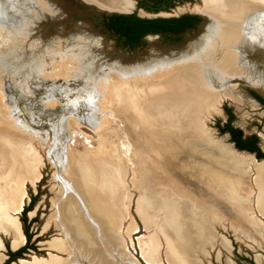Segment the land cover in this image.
Segmentation results:
<instances>
[{"label": "rangeland", "instance_id": "374dc122", "mask_svg": "<svg viewBox=\"0 0 264 264\" xmlns=\"http://www.w3.org/2000/svg\"><path fill=\"white\" fill-rule=\"evenodd\" d=\"M134 1L136 7V0ZM88 3L97 5L90 1ZM39 13H43L46 18L44 16L42 20L30 26ZM102 13L81 0H0V58L13 55V60L17 62L23 58L20 69L30 70H28L30 74L21 78L11 65L0 61V129L7 126L18 148L41 160L40 179L35 185L25 182L23 186L26 198L23 210L18 215L11 213V216L17 217L24 230L21 221L23 211L33 201L30 212H34V216H31L30 212L26 216L29 234L32 236L31 244L34 248L28 250L22 258L32 261L33 257L49 259L51 256H56L59 263L69 264V255L56 247L57 240L60 242L63 234L51 220L55 212L54 205L59 202L63 194V199L70 209V217L66 219V222L74 231L72 233L76 234V238L80 234L77 230L86 222L81 214L84 204L88 215L98 226L99 230H92L94 235L91 239L87 236L88 241H93L95 245V248L92 247L88 252L96 257L94 264H168L164 258L165 243L162 236H159L161 250L159 249L158 255L154 254L153 259L147 257L145 251L151 241L153 230H146L136 211L142 187L144 185L151 187L149 183L153 181L152 176L164 177V174L159 170L152 172L150 166L153 169L155 167L150 162V158L141 165L115 160L118 154L115 148L118 145H122V151L127 156L133 150L127 132L129 115H134L136 111L133 107L130 109L124 107L126 93L130 89H137L146 84L145 81L152 80L149 79L152 75L156 76L159 72H161L160 76L168 75L170 66L179 68L181 63L198 57L204 50V48L199 49L204 43L182 61L152 60L163 57L172 58L171 53L184 52L189 46L198 42L203 35L207 34V28L211 25L206 15L215 17L218 21L216 23L223 28L222 33L217 34L213 33L217 24L214 28L211 26L212 34L210 37L205 36L204 42L210 38L209 44L219 43L227 52L225 56L231 54L236 57L243 52L248 51L246 53L248 55L251 50L256 51L257 55H254L252 59L246 58L247 66H252V69L253 67L264 69V16H262L264 10L253 14L247 12L248 23L242 24L244 35L242 38H233L228 36L227 32L233 31L235 24L231 25L229 18H221L205 10L201 0L179 1L159 14L140 9L138 16L141 18H170L193 14L202 18V24L198 30L188 32L178 39H172V43L168 42L169 39H162L159 36L146 37L144 48L134 52H126L117 47L114 38L105 32L100 20L97 19V17L101 18ZM16 18L22 20L21 25L17 24ZM78 41L81 43L79 44ZM146 62L148 63L144 64ZM94 66L100 71L107 68V76H101L98 82L92 78L91 80L95 82L94 86L91 90H84L87 95L85 98L81 99L79 96L75 98V94L71 98L70 93L76 91L71 89L77 85L76 81L79 78H86L83 69L91 71ZM112 66H118L121 69ZM127 67L132 68L123 69ZM140 73L143 74L142 77L135 78L136 74ZM234 80H242L252 86ZM47 81L51 85H48ZM44 82L47 83L46 86H43ZM41 83H44L43 87ZM262 83H264V75L257 76L254 81H249L241 75H234L231 79H222L217 84L220 87L214 86V90L221 92L222 100L220 105L215 106L209 114L205 113L207 143L198 138H189L187 145H184L183 154L215 164L217 152L211 147L212 143L221 141L222 144L230 145L227 135L221 133L219 129L220 124L226 119V113L233 114L234 125L244 134L260 135V147L264 151V110L250 96V90H254L264 98ZM11 86L34 89L37 95L34 96L30 91V98L28 96L27 100L41 101L46 105L44 107L46 111H60L64 115H71L64 120L65 139L60 150L58 148L54 150L53 144L49 146V136L46 131H43V139L34 130L30 131L24 127L18 105H15ZM224 93L228 96H224ZM69 94L70 97L67 96ZM112 97H116L119 104H116ZM60 113L54 115L57 123L53 121L52 125L56 129H58L57 125L61 126L63 121L61 116L64 115ZM34 124L36 127L39 126L36 122ZM146 138L150 140L148 136ZM58 140L56 138V142ZM174 144H178V141H174ZM100 145H103V148L104 145L107 146L105 155L99 152ZM48 146L50 150H53L54 158H51ZM145 152V150L141 152V154L144 153L141 155L143 159L146 157ZM134 157V155L131 156L132 159ZM147 165L150 166L147 167ZM58 166L59 172L56 169ZM191 166L193 167L194 164ZM191 166L182 165L181 169L172 166V168L164 169L168 171L169 177H188L187 186L186 190H180L172 180L169 183L159 181L157 186L162 190L161 192H170L176 202H194L195 204L199 195H196L194 191L197 186L194 176L200 173H192L189 177L190 173L186 171ZM64 176L70 177L74 183L89 181L93 193L99 195V199L88 203L86 197L74 184L68 185L67 190L65 189L62 193L59 180L64 182ZM252 176L251 180L254 182L255 176L253 178ZM14 187L16 192H19V186L15 184ZM168 187L173 190L170 191ZM203 188L210 191L209 184L207 188L205 186ZM199 202L197 200L198 206L195 204L197 208L213 213L219 223L214 224L212 228L215 236L213 245L206 244L204 253L199 251L198 255L189 253L190 262H194L197 258L199 264H227L228 261L233 264H250L248 261L264 264V246L245 242L238 238L232 229L236 226V229L246 231L240 225L241 216L238 212H233L221 197L210 201L218 205V210L202 199ZM262 221L264 222V219ZM0 241L7 245V251L4 249V244L3 250L0 251L6 256L11 247L10 238L0 234ZM109 244L110 250L107 247ZM116 253L121 254L122 257L115 258L118 256ZM106 254L108 257H105ZM77 261L75 264H92L85 259Z\"/></svg>", "mask_w": 264, "mask_h": 264}, {"label": "bare ground", "instance_id": "6f19581e", "mask_svg": "<svg viewBox=\"0 0 264 264\" xmlns=\"http://www.w3.org/2000/svg\"><path fill=\"white\" fill-rule=\"evenodd\" d=\"M86 1L94 2L97 6L99 5L98 7L113 12L131 13L135 9L134 0ZM201 3L208 12L221 18H229V23L235 24V29L227 32V35L233 38H242L244 35L242 32L244 25L242 24L243 22L248 23L246 21L247 12L253 14L256 11L264 10V0H201ZM44 16L43 13L37 14L30 26L42 20ZM16 21L18 25L22 24V20L16 18ZM216 24L217 28L213 33H222L223 27ZM209 39L199 48L201 50L204 48V50L195 59L181 63L179 68L170 66L169 72L167 71L168 75L160 76L161 72H159L156 76H147L155 81H145L146 84L141 87L127 91L124 107L127 109L133 107L136 111L134 115H129V130L127 132L133 150L127 156L122 151V145L115 148L118 150L116 161H130L141 165L150 158L155 169L150 165L147 167L150 166L152 172L159 170L164 174V177L153 174L151 182L154 184L149 183L152 185L151 187L146 185L142 187L136 211L146 230H153L151 241L145 251L147 257L153 259L154 254L158 255L159 236H162L165 243L164 258L168 264H199L197 258L194 262L189 261V253L197 254L198 251L204 253L206 244L213 245L215 236L212 228L214 224L219 223L218 218L211 212L197 208L201 199L218 210V205L210 201L221 197L233 212H238L241 216L239 222L246 231L242 232L236 229V226L233 227L237 237L251 245L264 246V222L262 221L264 219V161L259 162L252 155L237 152L231 145L222 144L221 141H215L211 146L217 152L215 164L183 154L185 152L184 145H187L189 138H198L207 143L205 113L209 114L215 106L220 105L222 100L221 92L214 90V86L220 87L217 84L222 79H231L234 75H241L249 81H254L257 76L264 75L263 68L253 67L252 69V66H247L246 58L252 59L254 55H257L256 51L251 50L248 55H246L248 51L243 52L236 57L231 54L225 56L227 53L225 48L223 49L219 43L209 44ZM78 43L81 42L78 41ZM85 48H87L86 45ZM186 57L188 56L183 59ZM142 75V73L136 74L135 78H141ZM224 96L227 97L228 94L224 93ZM1 128L0 234L10 238L11 249L17 251L26 244V238L21 223L17 217L11 216V213L18 215L23 210L26 199L23 186L25 182L35 185L40 179L41 160L37 156L32 157L28 152L19 149L7 126ZM174 141H178V144H174ZM107 149L106 145L104 148L103 145H100L99 152L105 155ZM143 150L146 151L145 159L141 156L144 154H141ZM148 153L151 154L148 155ZM132 155L135 156L134 159L131 158ZM192 164H194L193 167ZM182 165L191 166L186 171V173H190L189 177L192 176V173H200L198 176H194L197 183L194 191L196 195H199L197 196L198 203L197 200L195 201L197 206L194 202H176L170 192L162 193V190L157 186L159 181H168L166 183H169L172 180L180 190H186L188 177L172 178L167 176L169 175L168 171L164 170L172 168V166L181 169ZM147 170L151 172L150 169ZM251 176L252 178L255 176L254 182H252ZM63 180L64 182L59 180L62 193L65 189L67 190L68 185L74 184L86 197L88 203L99 199V195L93 193L89 181L83 180V182L74 183L70 177L66 176L63 177ZM15 184L19 186V192H16ZM207 184L210 186V191L203 188L204 186L207 188ZM168 188L170 191L173 190ZM111 191L114 190L111 189ZM61 196L59 202L54 205L55 212L51 219L54 221L55 227L60 229L63 234V239L60 242L57 240L56 247L69 255V264H75L78 259H85L88 263L91 261L94 264L96 257L88 252L92 247L95 248V245L93 241H88L87 236L91 239L94 235L92 230H99L98 226L88 215L84 204L81 214L86 222L77 230L80 234L76 238V234L72 233L74 231L68 227L69 224L66 222V219L70 217V209L63 199V194ZM81 200L83 201L82 198ZM30 215L34 216V212H30ZM107 247L110 250V244ZM144 247H146L145 244ZM2 250L3 243L0 241V251ZM117 255L115 258L122 257L121 254ZM55 257L51 256L49 259L33 257L32 261L20 260L19 263L12 264H62ZM105 257L108 255L106 254ZM5 258L6 256L0 253V264L5 263ZM227 264L233 263L228 261Z\"/></svg>", "mask_w": 264, "mask_h": 264}, {"label": "trees", "instance_id": "16d2710c", "mask_svg": "<svg viewBox=\"0 0 264 264\" xmlns=\"http://www.w3.org/2000/svg\"><path fill=\"white\" fill-rule=\"evenodd\" d=\"M142 0H136L139 4ZM151 4L157 6V12L165 11L176 2H182L185 0H147ZM166 6L165 9H162ZM148 12L149 9H145ZM100 20L102 28L111 35L114 40L117 41V47L121 50H128L134 52L138 49L144 48V38L148 35L160 36L162 39H170L173 36H180L188 30H196L201 25L202 19L198 15L184 14L179 17L170 18H140L134 14H118L103 12ZM120 44V45H119ZM250 95L253 96L260 104L264 106V98L260 96L256 91L250 90ZM233 117V116H232ZM234 118V117H233ZM232 121V120H231ZM229 126V125H227ZM225 126V127H227ZM238 133V137L243 135L240 129L233 130ZM225 132V129L222 130ZM259 139L256 136L247 137L244 145H240L237 148L240 151H246L250 153L257 152L258 159H264V153L258 147ZM33 201L29 207L23 211V217L21 221L24 226L23 233L26 238V244L19 250L12 252L8 251L9 259L4 264H11L21 259L28 250H33V244H31L32 236L29 234V223L26 214L31 211ZM7 246V245H6ZM32 248V249H31ZM248 261V260H247ZM250 264H254L252 261H248Z\"/></svg>", "mask_w": 264, "mask_h": 264}, {"label": "water", "instance_id": "95a60500", "mask_svg": "<svg viewBox=\"0 0 264 264\" xmlns=\"http://www.w3.org/2000/svg\"><path fill=\"white\" fill-rule=\"evenodd\" d=\"M81 1L83 3H85V4H87V5L94 6L99 11L107 12V13L132 14L133 12L138 13V11H139V8L135 7V10L133 12H131V13L113 12V11H108V10H105V9H103L101 7H98L97 5L88 3L85 0H81ZM262 16H264V14H262ZM206 17L211 21V25L209 26V28H207V34L203 35L199 39L198 42H195L194 44H192L191 46H189L184 52H181V53H178V54L177 53H171L170 56L172 58H170V57H163V58H160V59H152V60L179 61V60H182L185 56L192 54L199 46H201L204 43L205 36H208V37L211 36L212 31H210V28H211V26H213V28L216 27L215 26L216 25V22H218L215 17H212V16L210 17L209 15H206ZM12 57H13V55L10 56V57L0 58V61L11 65L12 69L13 70H16L18 72V75L21 76V78H24L25 75H27L30 70L27 69V68L20 69V66H21V63L20 62L22 61L23 58L20 59V62H17V61H14ZM24 59H25V57H24ZM148 62H146L144 64H147ZM144 64H141V65H144ZM112 67H116L117 69H121L118 66H112ZM131 68L132 67H127V68H123V69H126V70L128 69L129 70ZM106 69H103V70L100 71L95 66H94V68L91 71H88L86 68L83 69L84 70L83 73H84V76H86V78L85 79H80L79 78L76 81L77 85H74L71 88V89H76V91H73V93H70L71 94V98H72V96L74 94H75V98H77L78 96L81 99L85 98L87 95L84 93V90H91L93 88V86H94L93 83L98 82L100 80V77L101 76L102 77H104V75L107 76L108 73L106 72L107 71ZM92 78H93V80L95 82L93 80H91ZM234 81H240V82L245 83L247 85H251L250 83L244 82L242 80H234ZM47 82H48V85H51V83H49V81H47ZM44 83H41L40 85L42 86L44 84L43 86H46L47 83L46 82H44ZM262 84H264V83H262ZM11 90H12V93H13V95L15 97V105L16 104L18 105V108H19L18 110L20 111V114H21L20 116H21V118L23 120L24 127L26 129L30 130V131L34 130L36 133L40 134L41 137H43V139H44L43 131H46L48 133V136H49V146H52L51 144H53V146H54L53 149L54 150H57V148L60 150V147L62 146L61 144L64 142V139H65L64 138V134H65L64 132L66 130H64V120H67V118L69 116H71V115H66V114L64 115V113L63 112L60 113V111H49V110L46 111L47 109L44 108L46 105L42 104L41 101L34 102V101H31V100H27V97L28 96H29L28 98H30V94H29L30 91H32V93H33L34 96L37 95V93L34 92V89L33 90H28L24 86L21 87V88L12 87L11 86ZM70 94L67 95V96L70 97ZM68 98H66V99H68ZM112 99H113V101L116 102V104H119L117 102V100H116V97H112ZM120 109L122 111V105L120 106ZM57 113H60L61 115L62 114L64 115V116H61V119L63 120L61 122V126L60 125H57L58 126V129H56L52 125L53 124V121L56 122V119H55V116L54 115H58ZM35 122L38 123L39 126L36 127L35 124H34ZM56 138L59 139L57 142H56ZM230 145L232 146V144H230ZM49 146H48V148H49V153L51 154V158H54V153H52L53 150H50V147ZM235 151H237V150H235ZM245 154H247V153H245ZM248 155H250V154H248ZM262 161H264V160H262ZM56 169L59 172V166ZM3 244H4V249L7 251V247H6V245H5L4 242H3ZM10 250L12 252H15V251H13L11 249V247H10ZM23 256H25V254ZM8 259H9V256L6 255V261ZM20 260H24V259L21 258V259H18L16 262H12V263H19Z\"/></svg>", "mask_w": 264, "mask_h": 264}, {"label": "flooded vegetation", "instance_id": "af4514ba", "mask_svg": "<svg viewBox=\"0 0 264 264\" xmlns=\"http://www.w3.org/2000/svg\"><path fill=\"white\" fill-rule=\"evenodd\" d=\"M136 7L137 8H139V10L140 9H149V11H151V12H149V13H154V14H159L160 12H157V6H155V5H153V4H151L149 1H147V0H142L141 1V3H137L136 2ZM165 7L166 6H163L162 7V9H165ZM132 14H134V15H136L137 17H139L138 16V13H136V12H133ZM193 15V14H192ZM179 17V16H178ZM200 17V16H199ZM141 18V17H140ZM154 18H160V17H154ZM154 18H151V19H154ZM202 19V18H201ZM201 24H202V22H201ZM201 26V25H200ZM199 26V27H200ZM198 27V28H199ZM196 30H198V29H196ZM196 30H188L187 32H185V33H183L182 35H185L186 33H188V32H193V31H196ZM182 35H180V36H178V37H176V36H173V37H170V39L168 40V42H170V43H172L173 42V40L172 39H178L179 37H181ZM149 36H154V35H148V36H146V37H149ZM145 37V38H146ZM160 37V36H159ZM144 38V39H145ZM115 42H116V44H117V41L115 40ZM175 42H176V40H175ZM118 45V44H117ZM120 45V44H119ZM124 51H126V52H131V51H128L127 49L125 50L124 49ZM251 96V95H250ZM252 97V99L256 102V103H258L261 107H262V109L264 110V106L262 105V104H260L253 96H251ZM230 111V110H229ZM233 116V114H231V113H226V119H225V121H224V123H222V124H220V126H219V129H220V132L221 133H223V134H225V135H227V137H228V139H229V143L230 144H232V147H233V149H235V150H237L238 152H240V153H247V154H250V155H252L257 161H259V162H261L262 160H264V159H258L257 158V156L259 155L257 152H254V153H250V152H246V151H240L237 147L238 146H240V145H244L245 143H243V141H246V139H247V137H252V136H256L258 139H259V142H258V147H259V149L261 150V152L262 153H264V151L261 149V147H260V139H261V136L260 135H256V134H244L243 132V135H241L240 136V139H239V137H238V133H235L233 130H235V129H239V128H237L235 125H234V123H235V117L233 118L232 117ZM232 120V121H231ZM227 125H229V126H227ZM225 126H227V127H225ZM223 129H225V132H222V130Z\"/></svg>", "mask_w": 264, "mask_h": 264}]
</instances>
